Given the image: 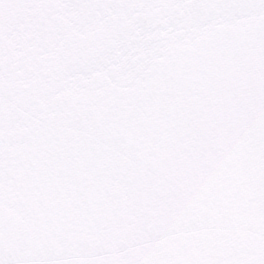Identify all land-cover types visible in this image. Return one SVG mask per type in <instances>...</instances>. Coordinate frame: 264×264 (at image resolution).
<instances>
[{
	"label": "snow or ice",
	"instance_id": "obj_1",
	"mask_svg": "<svg viewBox=\"0 0 264 264\" xmlns=\"http://www.w3.org/2000/svg\"><path fill=\"white\" fill-rule=\"evenodd\" d=\"M0 264H264V0H0Z\"/></svg>",
	"mask_w": 264,
	"mask_h": 264
}]
</instances>
